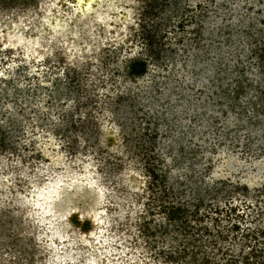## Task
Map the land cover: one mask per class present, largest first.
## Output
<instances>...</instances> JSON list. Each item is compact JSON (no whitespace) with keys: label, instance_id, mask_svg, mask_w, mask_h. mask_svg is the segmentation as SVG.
<instances>
[{"label":"rangeland","instance_id":"1","mask_svg":"<svg viewBox=\"0 0 264 264\" xmlns=\"http://www.w3.org/2000/svg\"><path fill=\"white\" fill-rule=\"evenodd\" d=\"M0 264H264V0H0Z\"/></svg>","mask_w":264,"mask_h":264},{"label":"trees","instance_id":"2","mask_svg":"<svg viewBox=\"0 0 264 264\" xmlns=\"http://www.w3.org/2000/svg\"><path fill=\"white\" fill-rule=\"evenodd\" d=\"M135 65H136V64H134V66H133L134 68H135ZM145 69H146V68H145V65H143L142 68H141V70H138V72H137V71H135V72H136V73H139V74H142L143 71H145Z\"/></svg>","mask_w":264,"mask_h":264}]
</instances>
